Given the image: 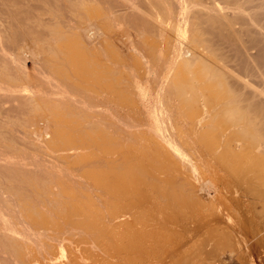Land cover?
I'll return each mask as SVG.
<instances>
[{
    "label": "bare ground",
    "instance_id": "obj_1",
    "mask_svg": "<svg viewBox=\"0 0 264 264\" xmlns=\"http://www.w3.org/2000/svg\"><path fill=\"white\" fill-rule=\"evenodd\" d=\"M203 1L0 0V121L14 125L28 111L41 106L42 113L47 111L20 130L25 155L11 154L13 147L0 141L3 264H89L82 256L95 244L109 248L118 242L124 251L131 243L118 234L121 239L111 241L110 230L105 231L107 223L122 219L118 209L113 212L117 203L125 213L135 209L131 239L136 251L156 248L158 233L170 236L162 237L160 254L150 253L149 264H178L186 245L182 235L198 233L202 224L211 235L198 239L202 257L189 264L217 259L239 264L241 254L251 264H256L253 257L262 264L264 0ZM89 13L103 30L112 21L103 19L105 13L119 20L135 50L129 52L139 59L134 55L138 60L131 68L130 53L118 46L110 57L125 54L127 59L120 57L127 61L121 62L132 72L125 67L118 71L127 75H113L118 62L111 58L106 60L115 73L105 69L107 64L103 68L96 45L98 55L92 46L89 51L100 64H89V51L84 63L83 41H75L79 34L69 36L78 21L83 25L78 18L87 20ZM64 18L78 23L63 27ZM53 26L61 31L48 32ZM63 28L71 32L64 31L71 34L67 39L76 38L66 40ZM94 31L88 28L90 38ZM103 33L99 42L112 40ZM28 36L34 44L40 40L41 48L27 44ZM109 40L104 45L115 50L116 41ZM156 52L161 56L154 57ZM13 133L7 140L15 138ZM101 203L107 208L98 209ZM216 218L238 231L235 243L213 223ZM54 249L68 251L64 262Z\"/></svg>",
    "mask_w": 264,
    "mask_h": 264
},
{
    "label": "rangeland",
    "instance_id": "obj_2",
    "mask_svg": "<svg viewBox=\"0 0 264 264\" xmlns=\"http://www.w3.org/2000/svg\"><path fill=\"white\" fill-rule=\"evenodd\" d=\"M116 1H119V0H116ZM201 1H203V0H201ZM205 1H207V0H205ZM209 1V0H208ZM207 1V2H208ZM204 2V1H203ZM90 14V15H89ZM89 14H87L89 17L91 16L92 17V15H94V14H92L91 15V13H89ZM105 14H106V16H105ZM104 15H103V19L104 20H108V21H111V22H109L108 24H106V22H105V24L106 25H109V24H111V25H109L108 27L107 26H104V27H107V29L106 28H104L105 30H103V29H101L98 25H97V20H94L95 19V17L94 16H96V15H94L93 17H92V20L90 19V18H88V16H86V14H84L85 16H86V18H88L87 20H88V22H86L87 20L85 19V17H81V18H78V19H81L82 20V22H83V25L81 26L80 25V21H78L79 22V24H77L78 22H76L77 20H76V18L77 17H75V16H73L74 18L72 19V20H76L75 22V24H77L78 26H76L75 24H74V22L72 23L71 22V19H70V21L67 19V18H64L65 20H67L65 23L66 24H64V26L63 25H61V26H63V27H65V25H67V23H68V26L69 25H71L72 26V24H74L75 26H76V28H79L78 29V31L76 30V28L75 29H73L72 30V28L70 29V30H72L73 32H72V35L71 34H66L68 31H69V29H65L64 30V28H63V30H62V32H61V34H63V35H65V38H66V40H69V38L71 37H73V35H77V37H79V38H76V36H74L75 38H73V39H70V40H74L75 39V41H77V39L79 40V42H82L81 43V45H79V46H81V49H79V51L81 50L82 52H86L85 53V55H87L86 56V61L84 62V63H86L88 60H90V61H88L89 62V64H95L94 62H96L97 63V61L99 60V56H100V59H101V57H103V59L104 60H109L110 58L112 59V60H109L110 62H112L113 63V60H114V62H118L117 64H116V66L118 65V67H119V65H121L120 67H119V69H117L118 67H116L115 65L113 66V64L112 63H110V62H108L107 60H106V63H105V61L104 60H102L101 59V65H102V67L104 68V66L103 65H105V64H107V66H106V68L105 69H107V67H108V69L107 70H109V71H112L114 68H116V70L118 71V70H120V72L122 71V73L126 70V72L127 71H129V73L130 72H132V69L130 70H127L128 68L124 65L125 64V61H127V60H125L124 58H126L127 59V57L125 56V54L127 53L128 55H129V51H132V49H133V51L132 52H134L135 53V50H134V48H132L133 46H132V44H130V41L128 40V42L127 41H125V38L126 39H128L127 38V36H126V34H125V31L123 32V26L120 28V22H119V20L117 21L116 20V18H114L115 16H113V15H116V17H117V15H118V12H116L115 14H113V15H111V14H109V13H105ZM108 14V15H107ZM110 15V16H109ZM71 15H69L68 17H70ZM108 16V17H107ZM113 17L114 18V20H113V18H109V17ZM62 18V17H61ZM71 18H72V16H71ZM107 18V19H106ZM83 19H85L86 21H83ZM111 19V20H110ZM58 20V19H57ZM89 20H91V21H89ZM114 21V23H112ZM115 21H117V23L115 22ZM86 22V23H85ZM119 22V23H118ZM58 23V22H57ZM60 23V22H59ZM72 23V24H71ZM62 24V23H61ZM113 24V25H112ZM55 25H57V24H55ZM59 25V24H58ZM73 25V27H75ZM115 25V26H114ZM238 25V24H237ZM236 25V26H237ZM60 26V27H61ZM70 26V27H71ZM81 26V27H80ZM90 26H92L93 27V31L95 32V36L94 37H89L88 36V28L90 27ZM57 27V26H56ZM55 26H53V27H50L49 29H48V32L50 31V32H52L55 28H56ZM59 27V28H60ZM95 27V28H94ZM58 28V27H57ZM55 29V31L54 32H60L61 30V28L58 30V29ZM66 28H69V27H67L66 26ZM122 29V30H121ZM57 30V31H56ZM114 31V32H112V31ZM64 31H67L66 33L64 32ZM103 31L104 32H109L106 36H108L110 39H112L113 40V42H115L114 43V45L117 43V45H115L116 47H115V50L114 49H111L110 50V48L108 49V46L107 45H109V43L107 44V45H104V44H106V42L109 40L108 38H104V40L105 39H108V40H106L105 42H104V44L101 42V40H100V42H99V39H102L103 38V35H105V33H103ZM115 31H116V33H117V37H118V35H119V37L117 38L116 37V34H115ZM121 31V32H120ZM64 32V33H63ZM70 32V31H69ZM74 32H76V34L74 33ZM78 32V33H77ZM83 32V33H82ZM100 32H101V34H100ZM112 32V33H111ZM71 33V32H70ZM74 33V34H73ZM114 33V34H113ZM120 33H122L123 34V36L121 37V35H120ZM78 34H79V36H78ZM111 34V37L109 36ZM132 34H133V32H132ZM68 35H71V36H69V38L67 39V37H68ZM112 35H113V38H112ZM114 35H115V38L118 40L119 38V40L120 41H122L121 43H120V41L118 42L116 39L114 40ZM67 36V37H66ZM105 36V37H106ZM126 36V37H125ZM124 37V38H123ZM28 39H26V38H24V39H26V40H24V42L26 41L27 42V44L29 43V45L31 46V45H34L35 46V44H38V46H39V48H41L40 46H41V41L40 40H37V42H39V43H32L33 42V40L34 39H31L29 36L27 37ZM81 38V39H80ZM123 38V39H122ZM92 39H94V40H92ZM122 39V40H121ZM30 40V41H29ZM32 40V41H31ZM69 40V41H70ZM81 40V41H80ZM104 40H102V41H104ZM112 40L110 41L109 40V42L111 43L112 42ZM52 41H53V43H56L55 41L56 40H53L52 39ZM25 42V43H26ZM102 45L103 44V47H105L106 46V51H107V57L105 56V54H106V52H103V47L101 46V45H99V43ZM123 42H126L125 43V46H124V43ZM31 43V44H30ZM52 43V44H53ZM84 43V44H83ZM93 43H95V44H93ZM85 45V46H87V48H88V50H85V47L83 46V45ZM93 44V45H92ZM118 44H120V45H122V46H120V45H118ZM78 45H76V47L78 46ZM94 45H96L95 47L97 48V46H98V49H102V51L100 50V51H98L99 52V55H98V52H96L97 50H96V48L95 47H93ZM111 45V44H110ZM131 45V46H130ZM83 46V47H82ZM89 46H92V50L94 51L95 50V54L96 55H98V60H96V56H95V54H94V52L92 51V50H90L89 51V49H90V47ZM117 46H118V48L119 49H123V53H125L123 56H124V58L123 57H120V56H122V55H118L117 57L115 56V54H117L118 52V48H117ZM101 47V48H100ZM110 47H112V48H114V46H113V43H112V46H110ZM127 47V48H126ZM35 48H38V47H35ZM38 48V49H39ZM78 48H80V47H77V50H78ZM130 48H132V49H130ZM82 49H84V50H82ZM126 49V50H125ZM105 50V49H104ZM256 49H252L251 51L252 52H256L255 51ZM91 52L93 55H92V57L93 56H95V57H90L89 58V56H91L90 54L91 53H89V52ZM112 51H114V58H112V57H110V56H112ZM120 52V54H121V52H122V50H119ZM101 52H103L102 53V55H104V56H102V55H100L101 54ZM129 52V53H128ZM130 53V56H129V58L130 59H128V60H131L130 62H132V63H129V65L131 66V68H133L134 67V65H135V61L137 62V60L139 59L138 57L139 56H137L138 54L136 53V55L134 54V53ZM157 53H159V52H156L155 53V55H154V57H156V54ZM84 54V53H83ZM82 54V56H80V57H83L84 55ZM110 54V55H109ZM126 54V55H127ZM131 54H133L132 56H131ZM162 54V53H161ZM109 55V56H108ZM137 56V58L136 59H134L135 58V56ZM159 56H161L160 55V53L158 54ZM163 55H164V53H163ZM163 55H162V58H163ZM134 56V57H133ZM79 57V58H80ZM106 57V58H105ZM119 57H120V60H119ZM132 57H133V59H132ZM84 58V57H83ZM82 58V59H83ZM89 58V59H88ZM92 58V59H91ZM95 58V59H94ZM116 58H118V60H115ZM123 58V60H125V61H123V62H121L122 59ZM88 59V60H87ZM262 59H264V58H262ZM81 60V59H80ZM84 60V59H83ZM94 60V61H93ZM133 60H135V61H133ZM82 61V60H81ZM91 61H93V62H91ZM100 61V60H99ZM99 61H98V63H99ZM140 61H141V59L138 61V63H140ZM104 62V63H103ZM119 62H121L123 65H124V67L122 66V64L120 63L119 64ZM129 62V61H128ZM128 62H126L127 64H128ZM134 62V63H133ZM264 62V61H263ZM99 63V64H100ZM110 65H109V64ZM27 64L28 65H30V63L29 62H27ZM88 64V63H87ZM111 64H112V66L114 67V68H112L111 69ZM126 64V65H127ZM137 64V63H136ZM100 65V66H101ZM233 66H234V64H232ZM92 66V65H91ZM111 66V67H110ZM126 67V69L124 70L123 68H125ZM236 69L238 68L237 66H234ZM135 68V67H134ZM115 71V69L113 70V72ZM116 71V72H117ZM119 71L117 72V73H115V74H113V73H111V74H113V75H117V74H122V73H120ZM235 74H238V73H240V74H243L244 72H242V70H239V72L237 73V72H234ZM240 74H238V75H240ZM250 74V73H249ZM122 75H127L126 73H124V74H122ZM250 77V76H249ZM75 80V79H74ZM72 81H73V78H72ZM86 82H82V84L84 85ZM86 85H88V83H86L85 84V86ZM0 91H2V90H0ZM92 91V90H91ZM91 91L89 90L88 92H89V94H93L94 93V91H93V93H91ZM3 92V91H2ZM1 93V92H0ZM4 93V92H3ZM2 94V93H1ZM0 94V95H1ZM2 95H4V94H2ZM2 106H3V108L4 107H6V108H8V106L4 103V104H2ZM41 108L43 109V110H46V108L45 107H43V106H41ZM41 109V110H42ZM40 110V109H39ZM39 110H37V109H34V110H31V111H28V112H26L23 116H22V119L20 120V121H16L15 122V126H16V124H17V126L16 127H19V128H17L16 130H15V128H14V130H15V132L13 133V130H12V128L14 127V125L13 124H11L12 123V121L10 122L9 121V119H5L3 122H1L0 121V141H2V142H6V143H8L9 144V146L10 147H13V149L15 150H13L12 148H11V150L12 151H10V153L12 154V153H14V154H21V155H25V153L27 152V150H26V148L24 147V143H22V134L20 133V130H25V128H26V126H27V124L28 123H30L32 120L34 121V122H36L40 117H39V115L41 116V115H43V114H46V112L44 111V113H42L41 112V110L39 111ZM42 110V111H43ZM40 113H42V114H40ZM39 114V115H38ZM38 118V119H37ZM40 120V119H39ZM38 120V121H39ZM33 121L31 122V123H33ZM9 122V123H8ZM14 122V121H13ZM30 123V124H31ZM13 126V127H12ZM19 131V132H18ZM9 132H11V133H13V135H15V138H13L12 140L10 139V140H7V136H10L9 135ZM2 142H1V144L0 145H3L2 144ZM104 203V202H103ZM104 205V204H103ZM103 205H102V203L101 204H99L98 205V209L100 208L101 210H104L103 208H105V207H103ZM117 205V207H115ZM114 207H115V209H113V212H116L115 214H117V210L116 209H118V215H122V219H120V220H118V221H115V220H112L110 223H109V226L106 224L105 225V231L108 233L109 232V230H110V234H111V241H112V239H113V241H115V240H117V239H121V238H124L126 241H125V243L126 244H129V242L131 243V247L130 246H125L124 247V251H122L121 250V248H123V247H119L117 244H118V242L115 244V243H113L112 245H110L109 246V248L108 247H104L103 245H101V244H99V246H97L98 244H95V245H93V249L92 248H90V246H89V248L90 249H88L87 250V252H84V253H86V254H82L83 256H82V261H84L85 263L87 262V263H89V264H94V262H97L98 260H100L102 263H103V261H104V264H109V262L108 261H111V263H112V261H113V264H116V263H119V264H122V263H120L121 261L123 262V264H133V263H135L136 264V262L135 261H137V258L135 259V257H138L139 256V259L141 260V263L142 264H149V260H147L148 259V257H149V255H150V253H153V252H155L156 250H157V252L160 254L161 253V250H162V248H160V247H162V241H164V239H165V241H166V239H168L170 236H167L166 234H164V235H166V237H168V238H166V237H164V235L162 236V234L163 233H161V235H159V233H158V236L156 235V240L158 239V241H155V245H157L158 244V246L155 248L154 246H152V248L150 249H148L146 252H143V251H136V248H135V245H134V243H135V238H134V240H132L133 239V232H134V230H135V228L137 227V225H136V223H134L135 222V219L133 218V217H136V212H135V209L133 208L132 210L134 211H129V212H126L125 213V207L123 208L122 206H124L123 204H121V203H117ZM104 206H106V208H107V204H105ZM121 207V208H120ZM105 208V209H106ZM119 208L121 209V211L119 210ZM123 209V210H122ZM123 211H124V213L126 214V216H125V214L123 213ZM119 212H120V214H119ZM151 212H153L154 213V215H155V213H156V215H158V213L155 211V210H153V211H151ZM132 213H133V216H132ZM129 214V215H128ZM124 216V217H123ZM130 217V218H129ZM126 218L129 220H126ZM134 220V221H132V219ZM216 220V222H214ZM214 221H213V223H217L219 226L218 227H220L221 228V231H223V233L226 235V236H228V238L233 242V243H235L237 240H238V238H236V237H239V233H238V231L237 232H233V231H236V230H233V229H230V227L229 226H225L226 225V223L225 222H223L222 221V219L220 218H216ZM115 221V222H114ZM122 222V223H121ZM134 224V226H135V228H131V226ZM223 223V224H222ZM110 225H112V226H110ZM193 225V224H192ZM114 226L116 227V228H114ZM130 226V227H129ZM191 226V225H190ZM109 229H108V228ZM133 227V226H132ZM225 227V228H224ZM112 228V229H111ZM169 228H170V226H169ZM223 228V229H222ZM229 228V229H228ZM108 229V230H107ZM117 231H116V230ZM130 229V230H129ZM174 227L172 228H170V230H172V231H174ZM200 229V230H199ZM206 229H208V226H207V224H202V227H198V233H195L194 235H192L191 233H187V234H184V235H182L183 236V238H182V240L184 241V243L186 242V245L181 249V253H182V255H181V257H179L180 258V260H179V262H178V264H184V263H187V264H189V263H196L197 262V260L199 259V255H200V250H201V248L202 247H200L199 246V243H197L200 239L202 240V238L204 239V238H206L207 236H209L208 234H210L211 235V233L209 232V233H207V231L208 230H206ZM247 229H248V231L250 232V233H252V227L251 226H249V225H247ZM112 230H114V231H116V232H113ZM169 230V231H170ZM177 230L178 229H175V231L177 232ZM164 231H166V230H164ZM202 231V232H201ZM125 232H127V233H124ZM130 232V233H129ZM115 233H116V235H115ZM238 234V235H236V234ZM109 234V233H108ZM115 236H114V235ZM117 234L121 237H119V236H117ZM128 234H130V235H128ZM199 234H200V237H199ZM204 234V235H203ZM213 234V237H214V235H217V233H212ZM232 234V235H231ZM122 235H124V237L122 236ZM193 236L192 238L194 239V240H192L191 239V237L190 236ZM249 235V234H248ZM125 236H127L126 238H125ZM130 236V237H129ZM161 236V237H160ZM179 237H180V235H178ZM189 236V237H188ZM118 237V238H117ZM158 237V238H157ZM164 239H163V238ZM130 238V239H129ZM132 238V239H131ZM160 238H161V241H160ZM181 238V237H180ZM200 238V239H199ZM216 238V237H215ZM235 238V239H234ZM129 239V240H128ZM199 239V240H198ZM237 239V240H236ZM132 241V242H131ZM153 241H154V239H153ZM159 241H160V243H159ZM128 242V243H127ZM196 242V243H195ZM157 243V244H156ZM167 243H169V242H167ZM167 243H165V245H169V244H167ZM212 243V242H211ZM101 245V246H100ZM116 245V246H115ZM134 245V246H133ZM154 245V244H153ZM159 245H160V247H159ZM195 245V246H194ZM94 246H97V248L96 249H94L95 247ZM116 247V249H115V247ZM102 247V248H101ZM130 247V248H129ZM119 248H120V250H119ZM133 248H135V249H133ZM128 249V251L126 252V250ZM158 249H160V250H158ZM258 250H260L259 248H257ZM93 250L95 251V255H92V254H94V252H93ZM131 250H132V252H131ZM54 251V254L56 255V257L58 256V253H59V258H60V261L59 262H64L65 260H66V255H68V251L66 250H64V251H62L61 253H60V249L59 250H57V249H54L53 250ZM56 251V252H55ZM160 251V252H159ZM198 251V252H197ZM88 253V254H87ZM60 254H62V255H60ZM65 254V255H64ZM97 254V255H96ZM4 255V254H3ZM88 255V256H87ZM89 255H91L90 257H89ZM260 255V254H259ZM62 256V257H61ZM85 256V257H84ZM95 258H94V257ZM132 256H133V258H132ZM177 256V255H176ZM175 256V257H176ZM239 257H241V258H239V261L238 262H240L241 260L243 261V262H240L239 264H251L250 263V260L248 261V259L249 258H247V256L244 258V255L243 254H241V255H238ZM87 257H88V259H87ZM97 257V258H96ZM200 257H202V255H200ZM61 258H63L62 260H61ZM84 258H86L88 261H90V262H88L86 259H84ZM99 258H101V259H104V260H101V259H99ZM126 258V259H125ZM89 259H91L92 261H93V263H91L92 261L91 260H89ZM93 259H97L96 261L95 260H93ZM135 259V260H134ZM256 259V260H255ZM59 260V259H58ZM86 260V261H85ZM107 260V262L108 263H106L105 261ZM129 260V261H128ZM132 260L134 261V262H132ZM219 259H217V261L216 262H212V260H210V261H208V260H206V262H204L205 264L207 263H209V264H222V263H220L219 261H218ZM253 260H254V262L256 263V264H259V260L256 258V257H253ZM1 264H3V261L4 260H2V258H1ZM100 261L99 262H97L96 264H99L100 263ZM131 261V262H130ZM258 261V262H257ZM141 263H138V264H141ZM262 264H264V261H262L261 262ZM4 264H5V262H4ZM101 264V263H100ZM198 264H199V262H198ZM203 264V263H202ZM225 264H231V262H229V263H225ZM232 264H235V263H232Z\"/></svg>",
    "mask_w": 264,
    "mask_h": 264
}]
</instances>
